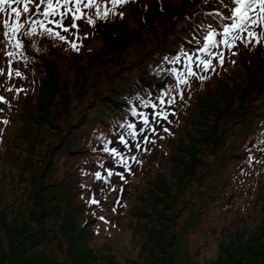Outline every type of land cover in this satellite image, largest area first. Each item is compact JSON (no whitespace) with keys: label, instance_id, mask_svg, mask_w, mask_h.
Here are the masks:
<instances>
[{"label":"rangeland","instance_id":"374dc122","mask_svg":"<svg viewBox=\"0 0 264 264\" xmlns=\"http://www.w3.org/2000/svg\"><path fill=\"white\" fill-rule=\"evenodd\" d=\"M59 3L56 14L45 17L47 4L34 0L32 11L19 18L24 27L15 33L11 28L17 18L11 7L23 13V5L5 4L0 11L2 247L9 249L11 233L23 236L45 228L46 243L31 253L41 260L49 256L57 264H264V114L245 139L238 133L253 101L245 58L253 55L254 60L259 47L264 48V21L247 26L255 34L250 37L248 31L232 28L239 0L230 2L231 14L222 4L234 21L224 39L234 46H226L220 37L218 44L224 47L217 45L214 58L207 56L189 68L179 66L176 79L149 96L165 105L162 119H156L149 136L116 164L104 149L105 140L126 120L118 126L97 124L95 133L80 137L79 147L70 146L77 150L66 153L69 131L88 110L94 112L89 107L98 103V96L113 91L124 75H138L142 70L138 61L143 65L148 61L143 52L158 44L162 34L152 36L143 30L122 55L128 66L123 64L120 71L122 66L109 65L108 60L89 67L82 53L104 48V25L118 19L120 27L128 25L126 32L136 31L147 13L164 23L166 5L178 10L184 0H97L96 8L81 0L79 11L75 0L68 6L64 0ZM155 5L159 13L153 12ZM69 8L81 18L71 14L62 18L60 13H68ZM187 13L179 16L178 28L193 16ZM249 15L255 19L257 14ZM37 19L64 39L48 33L25 34ZM60 20L63 27L54 23ZM202 26L203 35L208 28ZM143 40L144 45L135 43ZM182 44H177L178 56L185 52ZM158 51L151 55L160 61L175 56L169 55L170 50ZM43 58L53 59L60 70L58 90L54 79H49L40 92L48 73ZM207 61L211 66L205 68ZM81 65L87 69H79ZM253 102L264 107V93ZM149 105L147 100L138 104ZM102 147L103 154L95 152ZM236 150L238 155L233 156ZM84 167L87 177L79 174Z\"/></svg>","mask_w":264,"mask_h":264},{"label":"trees","instance_id":"16d2710c","mask_svg":"<svg viewBox=\"0 0 264 264\" xmlns=\"http://www.w3.org/2000/svg\"><path fill=\"white\" fill-rule=\"evenodd\" d=\"M166 2L170 3L171 1ZM230 2H235V0H184V4L178 10H172V8L169 6L170 4H167L164 14L167 21L161 23L155 16L148 18L147 13L142 27L136 30L138 32L133 30L126 32V30H128V25L124 24L125 28L120 27V23H117L118 19H116L115 22L108 24V26L104 25L103 31H105V29L106 31L101 32L104 37V48L100 50L87 49L82 53V58L88 59L87 66L89 67H94L97 63H104L107 60L109 61L108 63H110L109 65L112 66H122L123 64L124 66H128L125 64V60L122 55L126 53L130 47H132V41L139 37V34L143 33V30H145L147 34L151 33L150 35L152 36L157 32H161L162 36L159 38V43L154 47H157L155 49H158V52L170 50L171 53H169V55H175L171 56V59L178 57L176 54L180 51V48H177V44L180 42L183 43L182 46L184 48L189 50L183 52L179 59L174 61L172 60V62L168 63H166V57L161 61L159 57H156V59L153 58L151 54L155 50L154 47H152L150 50L144 51L143 54H146L145 57H147L145 61H148L144 65L142 64V61H138L140 64L139 67L142 68V70H138V75L133 78L129 77L127 74L124 75L125 77L123 76V80L118 81L116 88L113 91L108 92L102 97L98 96V103L94 104L93 107L92 105L89 107L93 108L94 112L88 110L84 115L82 122L80 124L78 123L77 127L69 131L70 143L69 146L65 147L67 150L64 152L67 153L77 150H71L70 146L72 147V145H76V147H79L77 142L80 137L88 131L90 132L89 136H91L94 129L98 125H103L105 122L104 124L110 125L112 123L118 126L120 121L126 120L121 129L118 131H112L113 135L105 140L106 146L104 147L107 152L109 151L108 154L110 158L114 159L116 164H118L121 158L123 160V153H128L132 150L133 145L136 142H138L140 139L144 140L145 137L149 136V132L154 129L153 122L156 119H162L161 115L165 111V105L156 103L155 99H149V96L166 89L165 86H169L171 81L176 79V77H172L173 75L171 73H176L177 71L175 69H169L168 67L176 68L180 64L184 63L185 66L189 68L195 64V61H201L205 57L211 56L215 53L217 49L216 46L218 38L223 34V31H226L225 28L234 22L230 20L232 17L230 18L227 16L228 13H224L225 11L221 7L222 4L229 6L228 9L229 13L231 14ZM92 3L94 4L95 8L98 6L97 0H92ZM153 7L154 6L151 8ZM135 12L137 16L141 15V13L138 11ZM153 12L159 13L157 11L156 5L153 9ZM185 13L188 15L193 14V16H189L187 18L188 21H183L181 27L178 28V18ZM203 24H206L208 30L206 31V34L202 35L201 30L203 29ZM211 29H213L214 32L209 34ZM188 31H191L192 35L187 33ZM106 32L110 33L109 36L105 34ZM34 33L35 35L44 34L47 36V33L44 31V29H35V31H33V29H29L25 34H29L28 36L33 37ZM171 34L173 37L172 39H169ZM60 35L62 34L60 33ZM195 35L198 37V41L196 42H194L196 40L194 39ZM209 37H212V39L210 40ZM139 41L135 43H142L143 45L145 44L144 40L141 42ZM199 45L201 46L200 49L195 50L193 48L194 46ZM75 55H80V53H76ZM252 56H249L245 59H247L248 62L247 80L250 78L252 79L253 94L251 97L254 101L258 100L259 96L264 93V48L261 46L259 47V52L256 56H254V60L252 59ZM42 60L43 64L45 65L44 68H46L48 73L41 83L40 92H42L44 83L49 79H54V88L55 90H58L61 85L60 70L57 69V65L53 59L43 58ZM168 60L170 61V59ZM87 66L81 65L79 69L86 70ZM124 66L120 67L119 71ZM107 71H110V68L107 67ZM117 72L118 71L116 70L115 73L117 74ZM51 73H54V76H51ZM80 86L83 87V83H81ZM138 96H140V99L135 102L134 99ZM199 99L205 100L204 97H200ZM146 100L150 104L148 107L138 106V104L145 102ZM131 101L134 102L132 103ZM253 101L251 103V110L246 112L245 116H243L244 127L238 132L240 137H243L244 139L247 134L253 130V124L256 119L258 118V120H260V114H264V107L260 108L258 105H255ZM260 104H262V102H260ZM124 114H128V117ZM107 116L110 117L109 122ZM117 146L120 147L117 148ZM82 151L83 150L81 149V152ZM95 152L103 154V147L97 149ZM237 153L238 152L236 150V152L233 153V156H237ZM85 170V167L82 168L81 173H79L80 176H89V173ZM78 185H80V182ZM85 212L87 213L88 211L85 209ZM86 218L85 226H87L88 221H90L87 216ZM13 233H15V231ZM40 234H43V236H40ZM11 236L12 239L9 243L8 250H5L0 244V264H57L53 259H50L49 256L47 259L43 258V260H41L33 257V254L31 253L32 248L42 246L44 243H46L47 239L45 237V228H40L38 231L34 230L26 232L23 234V236L22 234L13 235L11 233ZM68 240L70 239L67 236L66 241L68 242Z\"/></svg>","mask_w":264,"mask_h":264},{"label":"snow or ice","instance_id":"6c2138e0","mask_svg":"<svg viewBox=\"0 0 264 264\" xmlns=\"http://www.w3.org/2000/svg\"><path fill=\"white\" fill-rule=\"evenodd\" d=\"M77 9L76 11H79V5L81 3V0H75ZM120 0H114V3H119ZM123 2H127V0H123ZM47 4L46 10L43 12V15L45 17L53 16L56 14L57 8L61 7L59 0H57L56 5H53V0H39V5ZM72 3V0H64V6H68ZM9 5L10 7L13 4H22L23 5V13L19 11L16 7H11L12 13L17 18L15 25L11 28V31L13 33L19 31L21 28L24 27L23 24L19 23V18L23 14L30 13L32 11V8H30V5L34 4V0H0V11H3V5ZM39 5H36V10L39 11ZM88 7H91V2L87 5ZM237 22L232 26V28H235L239 31H248V35L250 37H253L255 34L248 30V25H258L261 21H264V0H239V7H236L234 10ZM249 13H256V18L253 19L252 16L249 15ZM71 14L73 15L74 19H80V16H77L75 12L72 11L71 8L68 9V13H60L61 17H65L66 15ZM90 23H93V21H89ZM54 23L57 24L59 27H63L62 20L60 21H54ZM39 25L44 29L46 33L49 35H54L59 37L60 39H64L63 36H60L59 32H53L52 29L46 27L44 21H33L32 22V28L33 31H35L36 26ZM4 26L7 28L9 27V22L6 20L4 22ZM76 25H73L75 27ZM232 28H229L226 30L225 35H228ZM68 28H65L64 31H68ZM211 40L212 37H209ZM235 40V37L233 38ZM226 46L232 47L234 46V43L230 44L228 40L224 41ZM17 46H20L19 41H17ZM73 47H76L73 45ZM11 55V54H10ZM221 63H223L222 54H221ZM211 66V61L205 62V68H208ZM0 100H3L2 97H0ZM5 123H7L5 121ZM93 203H97L96 201H93Z\"/></svg>","mask_w":264,"mask_h":264}]
</instances>
